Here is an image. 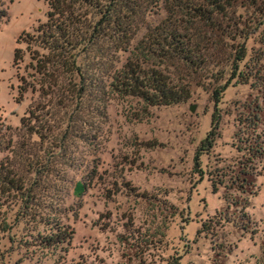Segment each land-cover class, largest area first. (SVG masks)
I'll list each match as a JSON object with an SVG mask.
<instances>
[{
  "label": "rangeland",
  "instance_id": "1",
  "mask_svg": "<svg viewBox=\"0 0 264 264\" xmlns=\"http://www.w3.org/2000/svg\"><path fill=\"white\" fill-rule=\"evenodd\" d=\"M2 1L0 118L14 140L30 142L42 172L28 174L32 198L23 216L18 194L0 193V264H264V157L245 148L253 137L264 146V0H239L233 20L223 19L226 30L208 33V66L166 65L171 81L189 87L186 101L149 106L111 95L103 110L85 93L81 104L69 100L55 113L41 109L56 96L28 89L16 101L19 76L32 73L31 46L16 39L46 19L47 4ZM164 15L149 4L131 44ZM240 45L238 69L253 73L247 82L232 75ZM15 46L22 55L14 63ZM110 52L104 62L83 60L92 76L117 68L128 53ZM30 107L40 119L50 115L43 140L16 130ZM205 139L213 140L197 164ZM52 233L66 238L36 244Z\"/></svg>",
  "mask_w": 264,
  "mask_h": 264
},
{
  "label": "trees",
  "instance_id": "2",
  "mask_svg": "<svg viewBox=\"0 0 264 264\" xmlns=\"http://www.w3.org/2000/svg\"><path fill=\"white\" fill-rule=\"evenodd\" d=\"M12 1L7 0V3ZM257 1L240 0V3L251 5ZM45 3L48 7L46 19L16 39L18 43L22 37L31 46L28 67L32 70L28 80L19 76L16 101L19 102L28 89L37 91L40 96H56L53 103H44L41 109L48 107L55 113L57 108H66L69 100L75 99L76 104H81L85 93H91L103 110L111 95L135 97L149 106L186 101L190 96L189 87L185 83L171 81L166 65L208 66L211 62L209 49H206L210 41L208 33L226 30L227 25H222L223 19L233 20L239 0H45ZM149 4L160 6L165 15L154 25L146 24L141 38L132 45L131 40L144 22L143 16ZM6 16L0 0V18ZM110 50L128 53L117 68L112 65L108 70L105 66L99 77L92 76L94 72L86 67L83 60L90 58L104 62L107 56H111ZM21 55L22 49L15 46L13 62ZM244 57L245 50L240 45L232 61V75L247 82L253 73L238 69V61ZM220 70L224 74V69ZM223 90L222 85L213 89L214 101L219 100ZM33 110L32 107L26 110L27 115L20 118V126L16 130L21 129L28 137L36 134L43 140L47 134L41 129L49 128L50 115L40 119ZM213 119L217 117L213 116ZM252 122L254 125L258 122L257 115ZM12 132L11 126L3 125L0 118V151L8 153L0 159V193L4 195L13 191L14 195L18 194L22 204L18 205L16 215L20 217L32 198L29 188L32 181L28 174L42 171L38 168L41 164L30 150V142L20 141L18 135L14 140ZM211 140L205 139V147L196 150L194 160L197 164L201 152L211 146ZM262 144L261 140L253 137L245 148L252 156L262 158ZM1 229L7 231L10 224H3ZM65 238L52 233L35 239V242L39 246L50 247Z\"/></svg>",
  "mask_w": 264,
  "mask_h": 264
},
{
  "label": "water",
  "instance_id": "3",
  "mask_svg": "<svg viewBox=\"0 0 264 264\" xmlns=\"http://www.w3.org/2000/svg\"><path fill=\"white\" fill-rule=\"evenodd\" d=\"M190 109L193 110V106H191Z\"/></svg>",
  "mask_w": 264,
  "mask_h": 264
}]
</instances>
